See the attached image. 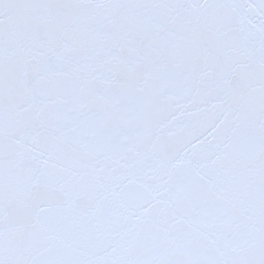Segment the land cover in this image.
<instances>
[{
    "label": "snow or ice",
    "instance_id": "6c2138e0",
    "mask_svg": "<svg viewBox=\"0 0 264 264\" xmlns=\"http://www.w3.org/2000/svg\"><path fill=\"white\" fill-rule=\"evenodd\" d=\"M0 264H264V0H0Z\"/></svg>",
    "mask_w": 264,
    "mask_h": 264
}]
</instances>
